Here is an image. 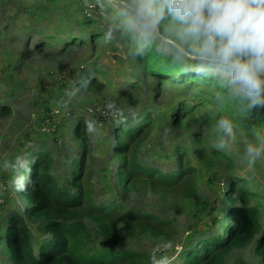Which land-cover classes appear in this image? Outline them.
Returning <instances> with one entry per match:
<instances>
[{
  "label": "rangeland",
  "instance_id": "1",
  "mask_svg": "<svg viewBox=\"0 0 264 264\" xmlns=\"http://www.w3.org/2000/svg\"><path fill=\"white\" fill-rule=\"evenodd\" d=\"M87 1L96 6L88 5ZM106 1L108 7L129 23L127 29L118 26L99 0L52 3L45 0H0V107L7 109V113L0 114V235L8 214L16 212L24 217L25 203L18 192L25 179L22 173L26 161L36 153H45L50 158L49 175L63 183L69 172L67 166L84 143L88 162L82 185L84 189L88 187L84 196L89 195V199L84 197L78 208L82 211L81 216L92 205L114 203L121 209L136 208L168 220L173 232L165 238H132L122 225H118L119 241L113 249L144 254L149 264H181L182 254L190 244L197 245L200 240L223 230L227 222L223 220L227 210L223 192L230 176L245 179L251 191L264 196V151L258 156H250L246 151L249 143L264 149V107L253 108L256 109L255 116L249 119V123L239 119L240 108L243 111L248 101L241 100L239 92L229 86L225 93L232 108L231 111H219V116L230 122L231 133H226L218 123L213 129H194L202 131L207 145L228 155L233 164L232 169L218 163L203 168L194 155L188 154L190 165L198 171L195 190L205 202V210L196 209L182 191L164 196L142 180L122 189L117 182V163L112 153L115 129L132 127L148 110L154 111L162 123L171 122V114L165 118L166 111L181 101L198 104L196 96L200 91H204L209 100L218 99L216 89L199 81L194 83L195 87L169 84L157 87V80L148 77L143 68L130 59L123 47L125 41L117 36L119 30L131 37L132 49L138 48L133 32L139 37H149L151 48L167 57L173 70L187 69L195 73L207 70L216 77L223 75L213 66L189 60L181 54L179 49L193 50L198 44L195 39L191 46L186 43L178 34L179 27L182 31L184 26L166 10L158 19L159 29L156 26L154 31H146L134 11L141 0H124L123 5ZM83 5L100 21L98 25L85 26L81 20ZM98 29L108 37L90 43L89 35ZM70 35L76 38L71 45ZM92 77L97 79L100 87L82 89V79ZM221 85L224 89L228 86L226 81ZM123 92L129 96L122 95ZM109 103L114 107L108 108ZM208 107L216 111L215 106ZM53 110L59 111L57 130L52 134L42 133L40 122ZM205 110L203 104L197 108L200 113ZM211 117L214 118V114ZM78 119L93 124L92 132L86 129L84 141L73 136ZM192 133L179 132L164 125L161 129L155 127L135 156L145 167L172 171L177 166L173 148L178 144L190 150L194 142ZM221 144L222 148L219 147ZM214 219L217 224L212 227ZM81 221L91 235L87 247L102 249L103 242L96 235L94 224L84 216ZM27 224L36 252V247L47 240V236L37 225ZM0 237V264H13L4 250L3 232ZM222 264L261 263L254 253V244H251L229 251Z\"/></svg>",
  "mask_w": 264,
  "mask_h": 264
},
{
  "label": "trees",
  "instance_id": "2",
  "mask_svg": "<svg viewBox=\"0 0 264 264\" xmlns=\"http://www.w3.org/2000/svg\"><path fill=\"white\" fill-rule=\"evenodd\" d=\"M34 1L31 0V2ZM45 1L52 3L59 0ZM99 1L110 12L119 27L123 26V30L129 27V23L121 14L108 7L106 0ZM86 3L96 6L91 1ZM84 5L82 6L81 20L84 21L85 26L98 25L100 21L91 10L90 12L86 11ZM29 11L32 10L29 9ZM157 28L159 29L158 24ZM132 34L138 43L137 49H132L130 46L132 43L130 36L124 35L120 30L117 36L125 41L123 47L128 51L130 59L135 64H139L148 77H154L157 80V87L162 84L195 87L194 83L199 81L216 89L218 100H209L205 92L200 91L196 96L199 100L198 104L190 105L186 101H181L166 111L165 118L171 114V122L162 123L154 111L148 110L137 118L132 127L115 129L112 153L117 163L115 169L117 182L122 189H128L131 185L136 184L137 180H142L152 190L161 192L164 196L171 192L182 191L183 196L192 201L196 209L201 207L205 210L207 206L195 190V178L198 171L190 165L188 154L194 155L203 168L211 167L215 163L223 165L227 169L233 168L228 155L208 146L202 131H194L198 127L201 130L215 128L216 123L222 120L219 111H231L232 106L225 93V90L230 87L227 86L224 89L221 84L226 81V78L216 77L207 70L195 73L187 69H171L167 63V57L151 48L152 40L149 37H139L134 32ZM178 34L185 38L186 43L192 45L194 38L186 36L184 29L181 31L179 27ZM104 36L108 37L103 30L98 29L95 33L91 32L88 40L95 44L97 41L106 39ZM71 38L69 45L76 40L73 35H70ZM196 44H198L197 41ZM80 87L89 89L100 86L97 79L92 77L82 79ZM122 95L129 96L127 92H123ZM130 101L133 104L136 103L135 100ZM200 104L206 106L204 113L197 111ZM210 105L216 107L215 112H213V108L208 107ZM243 108L244 112L240 108L239 119L249 123V119L255 116L256 109H250L248 106H243ZM1 112L2 114L7 113V109L1 106L0 114ZM212 114H214V118L211 117ZM162 125L169 126L179 132L193 131V147L189 150L181 145H175L172 153L177 160V166L176 169L167 172L160 168L145 167L135 156L136 151L146 141L153 129L155 127L161 129ZM86 129L83 119H78L73 127L74 138L86 140ZM49 162L50 158L45 153H36L35 157L32 156L26 161L22 173L25 179L18 192L25 203L24 217L16 212L8 214L5 226L1 231L6 247L3 249L8 254L10 261L13 264H149L148 257L144 254L113 249L119 241L118 225H122L126 234L132 238L142 236L165 238L173 232L171 223L157 215L136 208L121 209L114 203L92 205L82 216L94 224L96 235L102 240L104 247L102 249L88 248L87 245L91 243V235L81 221L82 211L78 210L82 205L83 198L89 199V195L84 196V191H88V187L84 189L82 185L88 162L86 146L82 143L79 153L67 166L69 172L63 183H59L49 175ZM88 175H90L89 172ZM223 199L227 204V210L223 217V220L227 222L223 230L221 233L211 234L200 240L197 245L190 244V248L182 254L181 264H222L229 251L235 248L243 249L251 244H254V253L260 259V263L264 264V196L251 191L245 179L230 176L223 192ZM27 222L37 225L40 232L47 236V240L36 247V252ZM216 224L217 221L214 219L212 227ZM0 243H2L1 237Z\"/></svg>",
  "mask_w": 264,
  "mask_h": 264
},
{
  "label": "clouds",
  "instance_id": "3",
  "mask_svg": "<svg viewBox=\"0 0 264 264\" xmlns=\"http://www.w3.org/2000/svg\"><path fill=\"white\" fill-rule=\"evenodd\" d=\"M116 2L124 4V0ZM165 10L184 26L186 36L198 42L193 50L179 49L183 56L213 66L250 109L264 107V0H141L134 9L146 31L156 29ZM85 123L92 132L93 124ZM218 125L231 133L229 121L222 119ZM246 151L258 156L264 149L249 143Z\"/></svg>",
  "mask_w": 264,
  "mask_h": 264
},
{
  "label": "built area",
  "instance_id": "4",
  "mask_svg": "<svg viewBox=\"0 0 264 264\" xmlns=\"http://www.w3.org/2000/svg\"><path fill=\"white\" fill-rule=\"evenodd\" d=\"M59 111H51L46 114L40 122V131L42 133L52 134L55 133L58 126L59 118H57Z\"/></svg>",
  "mask_w": 264,
  "mask_h": 264
},
{
  "label": "water",
  "instance_id": "5",
  "mask_svg": "<svg viewBox=\"0 0 264 264\" xmlns=\"http://www.w3.org/2000/svg\"><path fill=\"white\" fill-rule=\"evenodd\" d=\"M110 1H112V2H114V3H117L116 0H110Z\"/></svg>",
  "mask_w": 264,
  "mask_h": 264
}]
</instances>
